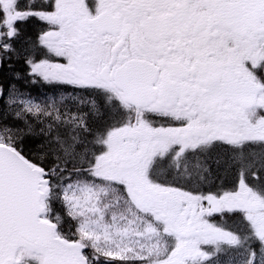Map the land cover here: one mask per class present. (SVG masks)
Segmentation results:
<instances>
[{"label": "snow or ice", "instance_id": "1", "mask_svg": "<svg viewBox=\"0 0 264 264\" xmlns=\"http://www.w3.org/2000/svg\"><path fill=\"white\" fill-rule=\"evenodd\" d=\"M0 264H264V0H0Z\"/></svg>", "mask_w": 264, "mask_h": 264}, {"label": "trees", "instance_id": "2", "mask_svg": "<svg viewBox=\"0 0 264 264\" xmlns=\"http://www.w3.org/2000/svg\"><path fill=\"white\" fill-rule=\"evenodd\" d=\"M18 68H21L22 65H17ZM21 87H24V84L23 82H21ZM30 87V90L32 91L33 95H37V94H40V93H43L45 91H47L46 89L44 88H41L39 86H29Z\"/></svg>", "mask_w": 264, "mask_h": 264}, {"label": "flooded vegetation", "instance_id": "3", "mask_svg": "<svg viewBox=\"0 0 264 264\" xmlns=\"http://www.w3.org/2000/svg\"><path fill=\"white\" fill-rule=\"evenodd\" d=\"M36 28H37V25H35V24H30V25L27 26V31H28L29 33H31V32H33V31H35Z\"/></svg>", "mask_w": 264, "mask_h": 264}]
</instances>
